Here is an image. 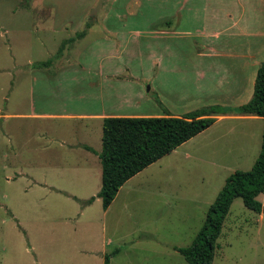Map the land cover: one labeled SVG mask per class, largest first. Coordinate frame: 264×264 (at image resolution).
<instances>
[{
	"label": "rangeland",
	"instance_id": "obj_1",
	"mask_svg": "<svg viewBox=\"0 0 264 264\" xmlns=\"http://www.w3.org/2000/svg\"><path fill=\"white\" fill-rule=\"evenodd\" d=\"M181 2L107 0L92 18L97 0H0V264H188L175 247L190 245L226 177L252 167L263 119L214 121L128 179L104 209L102 124L49 116L97 111L91 96L106 78L137 108L119 114L213 105L214 82L201 93L193 78L208 63L194 30L226 23L176 19ZM243 90L234 103L253 85ZM257 199L260 213L232 201L212 264H264V192Z\"/></svg>",
	"mask_w": 264,
	"mask_h": 264
},
{
	"label": "trees",
	"instance_id": "obj_2",
	"mask_svg": "<svg viewBox=\"0 0 264 264\" xmlns=\"http://www.w3.org/2000/svg\"><path fill=\"white\" fill-rule=\"evenodd\" d=\"M83 34L84 31L77 33L79 38ZM229 111L263 119L258 155L249 170H236L226 177L190 245L175 247L188 264H212L217 238L232 201L240 197L247 208L261 212L262 204L257 196L264 192V59L257 69L251 97L237 107L213 104L180 116L166 114L103 118L101 150L98 152L101 186L97 194L103 208L110 205L128 179L208 128L216 120V115ZM92 200L93 197L86 202ZM108 261V257H105L104 264H108Z\"/></svg>",
	"mask_w": 264,
	"mask_h": 264
},
{
	"label": "crops",
	"instance_id": "obj_3",
	"mask_svg": "<svg viewBox=\"0 0 264 264\" xmlns=\"http://www.w3.org/2000/svg\"><path fill=\"white\" fill-rule=\"evenodd\" d=\"M259 4L262 6L260 7ZM177 8L178 11L175 13L176 19H217L223 20L226 23L222 29L209 30L205 28L206 24L204 23L202 27L194 30L196 36L205 41L204 52L200 53L208 58V63L196 66L193 78L200 84L199 91L201 93L205 92L203 88H207L208 86L210 88L211 82H214V92L210 94L214 95L212 104L228 107L241 105L240 103H234V101L244 95V86L248 87L254 84L257 69L264 59V0H182ZM184 9L187 12V16L180 14V10ZM246 19L250 23L245 21ZM178 23L176 22V24ZM178 32L180 31L173 33ZM194 33L181 31L177 35L194 36ZM222 33L224 34L223 37H221ZM224 40L228 42L224 43ZM214 41H222V47H214ZM162 57L163 54L160 56L161 60ZM160 67L163 71H168L162 65V62ZM184 78L188 79L186 76ZM111 89L112 85L108 83L107 78L97 83L95 91L91 96V103L98 105L97 111L88 113L79 112L77 114H52L49 116L92 119L102 124L103 118L109 116L146 115L135 112H132L135 114L117 113V110L122 109V105H125L127 109H131V111H137V108L132 105L130 99L115 95ZM250 96L249 91L245 97L246 101L249 100ZM157 97L162 104L165 96H162L158 91ZM231 103H233L232 106H229ZM163 113L162 116L166 114L179 116L172 114L168 109L167 112ZM240 115L234 111H229L226 114L216 115L215 121L241 117ZM247 116L252 117V119L255 118V115Z\"/></svg>",
	"mask_w": 264,
	"mask_h": 264
},
{
	"label": "water",
	"instance_id": "obj_4",
	"mask_svg": "<svg viewBox=\"0 0 264 264\" xmlns=\"http://www.w3.org/2000/svg\"><path fill=\"white\" fill-rule=\"evenodd\" d=\"M105 1H107V0H97L96 5L93 7V9L90 12V15L92 16V18H94L97 15V13L99 12V10L102 7L103 2H105ZM262 211L264 213V207H263Z\"/></svg>",
	"mask_w": 264,
	"mask_h": 264
}]
</instances>
